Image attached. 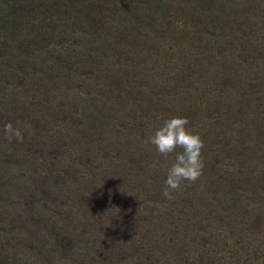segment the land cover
I'll use <instances>...</instances> for the list:
<instances>
[{"label": "trees", "instance_id": "16d2710c", "mask_svg": "<svg viewBox=\"0 0 264 264\" xmlns=\"http://www.w3.org/2000/svg\"><path fill=\"white\" fill-rule=\"evenodd\" d=\"M178 116L205 166L169 200ZM6 212L0 264H264V0H0Z\"/></svg>", "mask_w": 264, "mask_h": 264}, {"label": "clouds", "instance_id": "9594fccd", "mask_svg": "<svg viewBox=\"0 0 264 264\" xmlns=\"http://www.w3.org/2000/svg\"><path fill=\"white\" fill-rule=\"evenodd\" d=\"M188 124L187 118L178 116L168 119L145 140V143L155 146L157 152L166 160L170 154H175L162 193L169 200L174 199L172 194L179 192L185 181L189 184L195 183L203 175L204 142L199 133L188 128ZM4 134L8 140L15 138L22 142L24 138L22 130L11 122L4 126Z\"/></svg>", "mask_w": 264, "mask_h": 264}, {"label": "rangeland", "instance_id": "374dc122", "mask_svg": "<svg viewBox=\"0 0 264 264\" xmlns=\"http://www.w3.org/2000/svg\"><path fill=\"white\" fill-rule=\"evenodd\" d=\"M14 218H15V213H14V215L7 217V212H6L5 218L0 221V230H7L11 227H21L22 225L20 223L14 222ZM8 240H10V236L7 235L6 232H2V233L0 232V243L5 244V243H7ZM19 254L30 256L24 250H19L18 255ZM46 260L47 259L45 257H43L42 255H39L35 259V262H36V264H46V263H48V264H61V263H64V262L56 263L55 261L53 262L51 259H49L50 262L46 261Z\"/></svg>", "mask_w": 264, "mask_h": 264}]
</instances>
